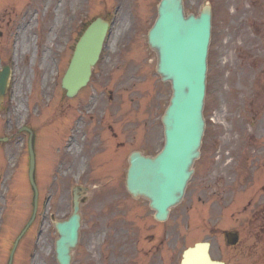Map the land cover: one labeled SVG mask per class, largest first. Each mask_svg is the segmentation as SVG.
Masks as SVG:
<instances>
[{
  "label": "rangeland",
  "instance_id": "obj_1",
  "mask_svg": "<svg viewBox=\"0 0 264 264\" xmlns=\"http://www.w3.org/2000/svg\"><path fill=\"white\" fill-rule=\"evenodd\" d=\"M158 1L0 0V67L9 58L13 68L8 110L0 109V136L11 135L0 143V211L3 197L7 201L0 213V264H7L32 209L27 133L18 130L24 124L36 133L35 178L43 199L12 264H57L51 215L60 220L70 214L76 184L88 191L71 264H94L104 227L93 223L101 211H129L128 220L138 218L136 228L152 226L146 202L124 194V178L132 150L154 154L163 142L160 117L171 89L155 71L156 54L146 38ZM204 2L212 6L206 131L185 198L173 212L179 217L167 227L178 231L183 246L206 240L210 225L236 229L244 234V263L264 264V243L254 239L264 232V0H184L186 13L198 14ZM97 16L112 20L102 58L89 83L67 97L60 82L79 24ZM254 157L263 169L243 186L230 158L239 165Z\"/></svg>",
  "mask_w": 264,
  "mask_h": 264
},
{
  "label": "water",
  "instance_id": "obj_2",
  "mask_svg": "<svg viewBox=\"0 0 264 264\" xmlns=\"http://www.w3.org/2000/svg\"><path fill=\"white\" fill-rule=\"evenodd\" d=\"M159 17L148 34V42L158 53L157 71L163 80H170L172 98L163 117L165 145L154 157L133 152L129 156L126 186L136 196L150 200L157 216L164 218L168 207L177 203L184 190L185 180L191 173L193 160L199 155L200 138L204 129L201 108L204 97L206 52L210 30V7L206 5L199 17L184 18L181 0H162ZM106 24L94 21L80 38L74 57L63 78L62 86L73 95L90 75L104 37ZM7 79L0 72V92ZM29 177L33 182V153L31 141ZM78 195L73 196V212L55 227L56 259L59 264H70V252L76 245L79 227ZM190 255L185 262H190Z\"/></svg>",
  "mask_w": 264,
  "mask_h": 264
},
{
  "label": "flooded vegetation",
  "instance_id": "obj_3",
  "mask_svg": "<svg viewBox=\"0 0 264 264\" xmlns=\"http://www.w3.org/2000/svg\"><path fill=\"white\" fill-rule=\"evenodd\" d=\"M163 229L160 226H157L153 232L148 233L149 235L146 239L145 244L141 248V256H138L136 251L139 252L138 247L134 245L136 241L134 238L131 239L132 247H131V256L129 260V264H178L179 255L172 256L169 261L167 259V255L164 248V239L161 237ZM235 246H228L224 244H212L211 250L212 253H216L221 255L230 249H234ZM100 260L103 259V251L100 250ZM140 254V253H139Z\"/></svg>",
  "mask_w": 264,
  "mask_h": 264
}]
</instances>
